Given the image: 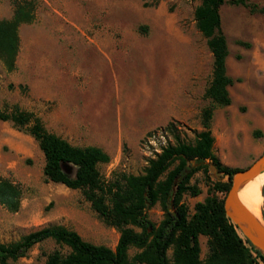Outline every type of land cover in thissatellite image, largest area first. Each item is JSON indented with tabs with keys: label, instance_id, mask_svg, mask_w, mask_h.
I'll return each instance as SVG.
<instances>
[{
	"label": "rangeland",
	"instance_id": "1",
	"mask_svg": "<svg viewBox=\"0 0 264 264\" xmlns=\"http://www.w3.org/2000/svg\"><path fill=\"white\" fill-rule=\"evenodd\" d=\"M16 1L0 0V19L11 17ZM243 1L245 5L224 2L218 8L227 47L225 72L233 83L227 87L229 105L215 108L210 121L212 152L233 169L245 168L264 146V0ZM198 3L35 0L32 21L17 27L15 68L7 72L0 62V111L17 105L69 144L100 148L109 158L97 166L104 182L117 173L142 174L148 159L174 144L173 135L163 130L168 123L185 143H192L202 129L200 111L208 105L203 93L212 58L195 27ZM150 114L162 122L148 131L150 136L137 138L130 128L148 121ZM119 124L127 130L124 136H119ZM43 163L32 137L0 121V177L22 191L16 212L0 206V244L60 225L84 241L113 249L118 231L97 217L79 190L45 181ZM63 169L73 175L71 165ZM216 180L225 178L212 169L192 175L188 184L199 193L181 197L189 215ZM247 192L260 205L263 219L264 173L250 180L240 196ZM146 216L157 226L159 205L147 209ZM206 240L198 236L200 259L207 254ZM54 249L58 246L45 240L7 264H42ZM136 251L130 248L127 254Z\"/></svg>",
	"mask_w": 264,
	"mask_h": 264
},
{
	"label": "trees",
	"instance_id": "2",
	"mask_svg": "<svg viewBox=\"0 0 264 264\" xmlns=\"http://www.w3.org/2000/svg\"><path fill=\"white\" fill-rule=\"evenodd\" d=\"M198 1L193 11L195 27L205 38L212 58L210 81L203 93L208 105L200 111L202 129L192 143H185L174 135L175 127L168 123L163 130L173 135L174 144L160 148L148 159L142 174L117 173L104 182L97 166L109 158L100 148L69 144L46 131L36 115L17 105L9 112L0 111V121L11 123L36 142L44 160V180L79 190L97 217L118 231L115 246L110 249L84 241L75 231L60 225L43 227L17 241L0 244V264L23 257L32 246L45 240L52 241L58 249L47 253L42 264H264V256L237 233L223 214L222 198L230 178L239 169L219 162L212 152L210 133L212 112L229 105L227 87L233 83L225 72L227 47L218 8L224 2L245 4L243 0ZM34 8L35 0L16 1L11 17L0 19V62L7 72L15 68L17 27L32 21ZM63 165H71L73 175ZM209 169L225 180L212 182L209 195L197 202L189 215L181 197L185 193L196 196L199 191L188 184L189 180L195 172L207 173ZM21 194L18 184L0 177V206L6 211H17ZM155 204L162 211L157 226L146 216V210ZM199 235L207 238L204 259L199 258ZM130 248L137 250L131 257L127 254Z\"/></svg>",
	"mask_w": 264,
	"mask_h": 264
},
{
	"label": "water",
	"instance_id": "3",
	"mask_svg": "<svg viewBox=\"0 0 264 264\" xmlns=\"http://www.w3.org/2000/svg\"><path fill=\"white\" fill-rule=\"evenodd\" d=\"M262 172H264V150L245 168L237 170L232 175L229 188L222 198V211L237 233L264 256V220L261 218L262 221H259L254 217L237 197L238 190Z\"/></svg>",
	"mask_w": 264,
	"mask_h": 264
},
{
	"label": "crops",
	"instance_id": "4",
	"mask_svg": "<svg viewBox=\"0 0 264 264\" xmlns=\"http://www.w3.org/2000/svg\"><path fill=\"white\" fill-rule=\"evenodd\" d=\"M118 115L120 114L119 112L117 113ZM167 116V111L164 114V119ZM162 122V117H158L157 115H149V120L147 121H143L142 123H136V125L131 129V131L135 134V136L137 138H140L142 136H144L151 128L158 126V124H160ZM127 132V130H125L122 125L118 126V133L119 136H124V133ZM123 133V134H122ZM264 150V146L260 148V150L258 151V155H260L262 153V151ZM257 155V156H258Z\"/></svg>",
	"mask_w": 264,
	"mask_h": 264
},
{
	"label": "bare ground",
	"instance_id": "5",
	"mask_svg": "<svg viewBox=\"0 0 264 264\" xmlns=\"http://www.w3.org/2000/svg\"><path fill=\"white\" fill-rule=\"evenodd\" d=\"M264 172L260 173V174H263ZM258 174V175H260ZM257 175V176H258ZM256 177V176H255ZM253 179V178H252ZM251 179V180H252ZM248 183V182H247ZM246 183V184H247ZM243 185L239 190H238V193H237V197L239 199V201L246 207V209L254 216L256 217L259 221H262L261 220V215H260V205H255V203L251 200L250 198V195L249 193H245L243 196H240V192L241 190L243 189L244 186Z\"/></svg>",
	"mask_w": 264,
	"mask_h": 264
}]
</instances>
